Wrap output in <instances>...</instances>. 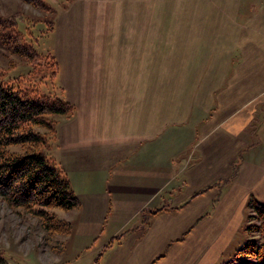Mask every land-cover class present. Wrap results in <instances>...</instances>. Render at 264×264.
<instances>
[{
  "label": "crops",
  "instance_id": "crops-1",
  "mask_svg": "<svg viewBox=\"0 0 264 264\" xmlns=\"http://www.w3.org/2000/svg\"><path fill=\"white\" fill-rule=\"evenodd\" d=\"M149 1L79 5L85 35L54 54L75 111L52 155L77 235L123 236L99 264H212L264 201V0Z\"/></svg>",
  "mask_w": 264,
  "mask_h": 264
},
{
  "label": "rangeland",
  "instance_id": "rangeland-1",
  "mask_svg": "<svg viewBox=\"0 0 264 264\" xmlns=\"http://www.w3.org/2000/svg\"><path fill=\"white\" fill-rule=\"evenodd\" d=\"M45 1L51 5L53 16H51L49 12H43L23 0H0V17L20 14V28L23 31L25 39L30 41L42 54L46 55L48 53H52L54 55L58 53L60 41L63 37L85 35L84 30L87 26L85 21L89 18L90 12L81 11L82 8L78 7L79 5H95L97 0H85V2H83L84 0ZM115 2L119 3L120 0H99L98 3L103 5H112L115 4ZM149 2H153L155 4L158 3L157 5L161 8V0ZM155 4L153 5L156 10ZM157 14L158 13L156 12V18ZM61 17L65 26H73L77 28L78 31L75 29H68L65 31L64 35L59 31L58 27L49 31L50 26L46 20L53 18L56 23ZM72 18L78 19L80 22H77ZM38 66V69H33L34 67L29 64L25 57L13 54L10 50L5 48V46L0 44V68L4 71L5 78H11L12 81L17 82V80H13V78L20 77V81L23 82H21L22 86L35 84L38 85L41 92L44 94L52 93L66 99L67 94L65 93V89L60 83L59 78L56 80L51 79L52 68L47 67V58L42 60L41 64ZM62 116L64 115H49V118L55 122V132L59 124L58 121ZM37 130L40 133H45L49 136L47 137V144L45 146H41L40 150L51 156L57 163L56 159L52 155L54 150L53 147L57 145L55 142V135L57 132L54 133L47 127H37ZM27 147L28 146L15 144L10 145L8 150L10 152L22 153ZM238 163L239 160L235 164L236 167H238ZM64 171L67 174L65 169ZM224 181H227V179L214 182L204 190L207 191L217 189V191H219L221 187L220 185L221 183L223 184ZM200 192H197L196 196L199 195ZM252 198H256L261 201L254 194L249 195L244 208L245 218L236 233V242L225 252L220 253L216 261L212 262V264H222L232 259L237 253V250L241 248L249 238H261L258 231L251 233L247 229L250 225L261 223V219L257 218V212L249 205ZM80 205L81 201L77 207ZM167 206L168 205H164V208L162 209H173L172 207L169 206L170 208H168ZM75 208H45L47 213L54 214L55 217L53 220L55 223H68L67 227H65L66 230L63 228H57L50 232L44 227L43 218L32 214L27 207H16L10 205L7 200L0 195V254L5 257L9 264H99L100 258L104 256L105 253L107 254V250L113 245L114 240H116V243L117 241L120 243L123 236L120 233L116 234L103 247L100 246L101 240L97 239L98 236H91L89 237L90 240H86L84 236H78L76 232V220V223L74 221H70L72 216L76 213V210H73ZM250 215L256 218L252 219ZM105 232L106 228L104 227L99 236L105 234ZM165 254L166 252L157 259L163 258Z\"/></svg>",
  "mask_w": 264,
  "mask_h": 264
},
{
  "label": "trees",
  "instance_id": "trees-1",
  "mask_svg": "<svg viewBox=\"0 0 264 264\" xmlns=\"http://www.w3.org/2000/svg\"><path fill=\"white\" fill-rule=\"evenodd\" d=\"M23 1L53 16L47 1ZM20 20V14L0 17V44L13 54L25 57L33 69H38L42 60L47 58V67L52 68L51 79L56 80L59 64L55 55H44L27 41ZM46 21L49 31L54 30L55 19ZM19 78H13L17 82L5 78L0 68V195L10 205L27 207L32 214L43 218L48 231L65 229L68 223H55L54 214L47 213L45 208L72 209L80 204V200L64 169L40 150L47 144L49 136L40 133L37 127H47L55 133V122L49 115H71L75 106L63 97L42 93L38 85L22 86ZM15 144L28 147L22 153L10 152L8 147ZM249 205L257 212L261 223L247 229L251 233L258 231L261 238H249L232 259L222 264H264V202L252 198ZM0 264H9L1 254Z\"/></svg>",
  "mask_w": 264,
  "mask_h": 264
}]
</instances>
